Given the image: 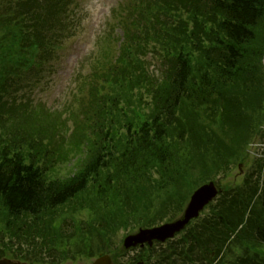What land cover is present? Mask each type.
Instances as JSON below:
<instances>
[{
    "label": "trees",
    "instance_id": "1",
    "mask_svg": "<svg viewBox=\"0 0 264 264\" xmlns=\"http://www.w3.org/2000/svg\"><path fill=\"white\" fill-rule=\"evenodd\" d=\"M73 6L69 0H0V207L14 242L19 240L34 252L35 239L45 238L51 229L30 230L28 224L18 228L20 220L41 219L90 184L102 200L104 212L97 220L105 228L118 221L130 227L126 222L142 217L140 210L151 205L143 197L149 199L153 192L166 189L164 197L173 201L179 195H175L179 173L192 156L191 147L185 146L213 148L217 140L201 132L195 115L213 109L212 114L219 113L241 141L245 124L230 121V95L225 90H238V82L242 84L236 99L247 123L249 98L263 93L264 0H123L113 10L111 29L104 35L109 38L115 24L113 55L101 56L85 73L81 74L84 68L77 71L68 112H78L70 115L74 122L68 133H62L61 126L60 132L51 133V127L37 130L43 119L22 115L35 110H26L19 102V91L43 79L72 27ZM248 54L253 64L245 63ZM215 97L227 110L214 109ZM261 126L259 122L254 139ZM223 144L218 143L212 154L217 169L224 150L234 153L232 144ZM64 146L68 152L62 151ZM56 170L60 171L52 176ZM151 171L161 180L155 186ZM235 194H223L210 215L194 222L178 242L179 256L185 251L200 255L196 250L201 248L208 258L219 253L249 206L235 204ZM259 199L264 210V180ZM111 204L112 210L107 208ZM175 210L179 212L181 205ZM246 230L250 233L249 225ZM251 236L264 245L260 226L251 227ZM56 241L48 240L46 252L55 251ZM73 254L81 253L76 249L63 257ZM155 259L167 264L169 257L163 251Z\"/></svg>",
    "mask_w": 264,
    "mask_h": 264
},
{
    "label": "rangeland",
    "instance_id": "2",
    "mask_svg": "<svg viewBox=\"0 0 264 264\" xmlns=\"http://www.w3.org/2000/svg\"><path fill=\"white\" fill-rule=\"evenodd\" d=\"M117 2L119 3L120 0L74 1V6L72 7L73 16L71 15L69 19V26L72 27L62 39L61 45L56 51L54 61L48 65L47 72L44 73L40 83L35 84L31 89L24 88L19 91L18 100L23 103L24 107L27 108L26 110L30 109V102H38L44 105L36 107L33 114L28 113L29 111H25L22 114L23 116L36 117L37 120L39 117L43 119V125L37 126V130L42 131L46 127H51V133H54L58 130L57 127L61 126L60 131L62 133L67 131L68 133V127L74 122L70 115H75L78 112L77 110L73 114H71V111L68 112L73 102V100L71 101V92L76 87L77 71L81 72L84 68V72L82 71L81 74L85 73L88 67L94 66V61L98 60L101 56L113 55L112 39L115 33V24L110 37L105 38L104 35L105 32L111 29L113 10L116 11ZM116 15L118 17V14ZM178 16L184 17L181 12H179ZM263 49L264 42L261 51ZM244 61L245 63L250 61L249 54L246 58L244 57ZM263 84L261 83L263 93L257 94L258 96L253 93L254 96L249 98L252 108L246 109L250 114L247 118L251 121L248 123L244 120L243 115L239 114L242 111L240 107L242 104L239 99H236L237 97H241L239 93H242V84L238 82V90L236 88L227 89L230 90L227 92L225 90V93L230 95L231 109L228 111V115L231 117L229 118L230 121L233 122L236 119L240 125L245 124V131L239 135V137L243 136L241 141L231 133L226 123L222 122V117L219 113L212 114L213 109L195 115L196 123L200 121L199 127L201 128V132L210 139L218 140H213L215 147L218 143H224L223 145L226 147L232 144L231 147L234 153L231 154L229 151L224 150L223 153H227L222 158L219 169H217L213 163L212 154H216L218 149H215V147L211 148V144L206 147H201L200 145L199 148L194 145L185 146L186 149L191 147L190 152L192 156L190 155L189 157L190 164L188 165L190 168L188 169L187 167L186 170L179 173L177 178L179 181H177L175 187V195H179L173 201H169L164 197L166 189L153 192L152 196L147 195L149 199L143 197V201L146 204L151 203V205L145 211L144 209L140 210L139 215L142 217L126 222L130 223V227L126 228L121 225V221H118L115 225L110 224L109 227L105 228L101 227L100 222L97 220L104 212L102 200L96 196V189L93 184H90L84 192L72 201L54 211L42 214L40 216L41 219H39L40 221L29 217H24L20 220L18 228L28 224L30 230L37 229V227L40 230L41 228L51 229L48 234L53 237L49 238V235H47L45 238L35 239V244L38 247L36 249L37 252L33 251V247L30 246L28 248L27 244L19 243V240L16 238L15 240L18 243L14 242L6 226L7 214L0 207V258H9L8 251L16 252L19 250V252H22L17 254V257L23 262L29 264H53L61 256H66L69 252L78 249L82 255H80L81 260H78L75 264H90L96 257L102 254L111 255L114 261L120 259L121 255H123L119 261L124 262V257L130 252L135 251H122V241L127 235L133 234L138 228L160 226L181 217L193 191L206 183V181H212L219 186L222 194L210 206L205 208L200 214L199 219L212 213L213 209L221 201L223 194L234 195L236 192V197L233 199L235 200V204H247L249 206L247 209H243L242 224H238L233 234L229 236L227 242L220 248L218 254L213 252L212 257L208 258L203 248L196 250L197 253H202L200 255L193 251H185L181 257L182 261L186 264H264V245L256 242L251 236L252 226H260L264 231V210H262L259 199L264 180V145L262 144L264 143ZM215 98L217 99V97ZM216 103L214 104V109L217 111L227 110V106L220 104L218 99ZM66 107H68L67 110ZM183 110L186 113V108ZM259 112H261V118H259ZM259 122L262 124V132L254 139ZM34 123L33 121V127L36 126ZM60 131L58 130V132ZM62 133L58 134L60 138L64 137ZM49 135L50 133L48 132L44 136L47 137ZM54 137L57 140L56 136ZM196 141L199 142L200 140L197 138ZM258 143L261 146H257L259 145ZM58 145L60 144L58 143ZM68 150L65 146L62 149L63 152H68ZM54 158L59 160L57 155ZM214 168L217 171L213 172ZM58 171L60 170L52 172L54 173L52 176L56 175ZM209 173L211 174L206 176ZM150 175L152 185L156 182L160 183L159 181L161 180L154 171H151ZM101 177L103 178V173ZM251 188H255L256 191L252 192ZM173 191L172 188L171 192ZM180 205L181 210L177 212L175 209L179 208ZM109 207L112 210L113 204L107 205V208ZM224 216L229 217L227 213ZM193 224V222L190 224L188 230ZM246 225L250 226V233L247 232ZM132 227L135 228L130 230ZM182 237L181 234L173 241L177 242ZM43 239L45 241H42ZM50 239L57 240L54 242L57 244L56 247L52 248L55 249L54 252H46L49 247L48 240ZM42 242L45 244H41ZM78 244L80 246L75 247ZM205 245L207 243L203 244V247ZM166 247L167 245L164 246V248ZM32 252L37 253L38 261L34 262L32 257L34 254ZM47 253H52L53 258ZM23 254L28 255L21 257ZM71 257L80 258L79 255L74 254Z\"/></svg>",
    "mask_w": 264,
    "mask_h": 264
},
{
    "label": "water",
    "instance_id": "3",
    "mask_svg": "<svg viewBox=\"0 0 264 264\" xmlns=\"http://www.w3.org/2000/svg\"><path fill=\"white\" fill-rule=\"evenodd\" d=\"M217 194L218 191L212 182L200 186L191 195L188 204L179 219L158 227L139 230L136 234L129 235L124 239L123 247L129 249L137 245L143 246L145 243L151 246L153 241L165 242L167 239L172 238L175 234L185 229L191 220L196 219L204 207L208 205ZM0 264L15 263L8 260H0ZM93 264H110V260L105 256L99 258Z\"/></svg>",
    "mask_w": 264,
    "mask_h": 264
},
{
    "label": "flooded vegetation",
    "instance_id": "4",
    "mask_svg": "<svg viewBox=\"0 0 264 264\" xmlns=\"http://www.w3.org/2000/svg\"><path fill=\"white\" fill-rule=\"evenodd\" d=\"M151 249L147 247H138V249L135 251L130 252L126 257H124V263L123 264H138L142 262L143 264H157L158 262L156 260H152L151 256H149V252ZM17 262V260H14ZM19 262V261H18ZM21 264H25L22 261H20ZM75 264V263H74Z\"/></svg>",
    "mask_w": 264,
    "mask_h": 264
}]
</instances>
